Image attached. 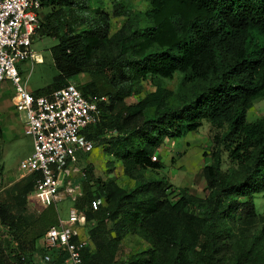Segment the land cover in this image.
<instances>
[{
	"label": "trees",
	"instance_id": "16d2710c",
	"mask_svg": "<svg viewBox=\"0 0 264 264\" xmlns=\"http://www.w3.org/2000/svg\"><path fill=\"white\" fill-rule=\"evenodd\" d=\"M90 1L40 0L36 34L56 40L49 49L56 74L31 93L48 95L87 75L76 86L80 94L106 102L84 135L133 184L123 190L94 177L91 166L80 170V195L70 202L85 220L88 243L79 264H119L116 251L128 234L148 248L125 264H264V224L249 235L258 217L254 196L264 195V116L245 121L252 103L264 99V0H140L146 8L131 19L112 2L111 16L126 18L113 33L100 1L93 0L99 6L93 10ZM174 74L176 91L163 89L160 80ZM146 79L154 91L127 105ZM202 122L222 131L212 136L210 162L200 168L204 197L144 175L161 168L150 159L165 139L196 132ZM36 177L11 189L12 205L0 202L7 231L0 264H65L63 250L36 245L57 220L44 212L37 221L25 216ZM93 200L100 201L94 211Z\"/></svg>",
	"mask_w": 264,
	"mask_h": 264
},
{
	"label": "built area",
	"instance_id": "2783aa9c",
	"mask_svg": "<svg viewBox=\"0 0 264 264\" xmlns=\"http://www.w3.org/2000/svg\"><path fill=\"white\" fill-rule=\"evenodd\" d=\"M40 0H0V83L13 88L15 106L23 115L22 132L31 140V153L19 162L22 176L37 175L32 196L57 204L63 199L72 202L80 195L82 174L74 166L78 155L88 154L92 143L84 130L103 117L99 108L104 97L82 96L76 86L68 83L48 95L34 97L21 83L16 65L23 61L37 63L30 50L31 37L39 28ZM150 160L154 161L152 157ZM99 200L90 203L96 210ZM84 216L71 207L64 219H57L41 237L40 248L64 251L65 264H79V255L87 246ZM0 225V237H7ZM48 262V257H43Z\"/></svg>",
	"mask_w": 264,
	"mask_h": 264
},
{
	"label": "rangeland",
	"instance_id": "374dc122",
	"mask_svg": "<svg viewBox=\"0 0 264 264\" xmlns=\"http://www.w3.org/2000/svg\"><path fill=\"white\" fill-rule=\"evenodd\" d=\"M101 8L109 17V31L113 33L126 20L124 17H112V2H119L128 12L129 19L135 13H141L145 10L146 4L140 0H99ZM99 4V5H100ZM97 6L93 0L89 2V9L93 10ZM42 13H45L43 10ZM41 15V14H40ZM56 44V40L43 35L35 34L31 37L30 50L35 54L37 63L23 61L16 65L21 83H24L25 90L33 93L49 85L56 72L52 67L49 56V49ZM179 75H172L171 79H161V87L165 90L175 92ZM88 81L87 75H78L69 83L74 86H80ZM136 93L126 100V104L135 103L145 95L154 91L152 82L149 79L140 81L135 87ZM264 116V99L256 100L252 103L245 115L247 123L253 122ZM23 115L18 112L15 106L13 88L9 82L0 83V202L12 205L10 198L11 189L19 187L24 183V177L19 170L18 165L21 160L31 153V140L23 135L22 132ZM215 131L205 122L196 132L187 133L177 139H165L161 146L156 150L154 156L155 163L161 165L156 171H145L144 175L153 179L165 178L174 188H184L188 193L198 197H204V182L201 176L200 168L210 162V151L212 150L211 138ZM222 166L225 170L227 163L225 155H221ZM152 161V160H150ZM78 169L91 166L92 174L100 180H112L123 190L132 188V181L125 178L121 173L120 164L112 157L108 156L102 147L92 149L88 154L78 155L74 164ZM74 184H79V179ZM255 210L258 217L253 221L249 229V235L257 232L259 227L264 224V195H256L253 199ZM70 208V202L63 199L57 204L47 201L40 202L35 199L31 193L27 195L25 204V216L31 221L37 219L44 212L54 217L55 222L58 218L64 219L67 210ZM40 247V241L36 243ZM148 246L133 235H126L120 242L116 251L115 260L119 264H125V259L133 254L146 250Z\"/></svg>",
	"mask_w": 264,
	"mask_h": 264
},
{
	"label": "crops",
	"instance_id": "0c3cea01",
	"mask_svg": "<svg viewBox=\"0 0 264 264\" xmlns=\"http://www.w3.org/2000/svg\"><path fill=\"white\" fill-rule=\"evenodd\" d=\"M33 53V52H32ZM34 54V53H33ZM35 55V54H34Z\"/></svg>",
	"mask_w": 264,
	"mask_h": 264
}]
</instances>
